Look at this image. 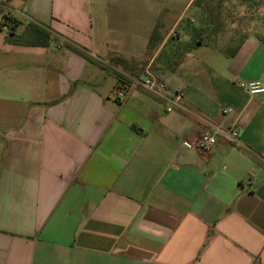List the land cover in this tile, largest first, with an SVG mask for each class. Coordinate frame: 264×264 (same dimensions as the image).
<instances>
[{
    "label": "crops",
    "instance_id": "0c3cea01",
    "mask_svg": "<svg viewBox=\"0 0 264 264\" xmlns=\"http://www.w3.org/2000/svg\"><path fill=\"white\" fill-rule=\"evenodd\" d=\"M193 2L0 0L16 34L50 33L42 47L0 30V264H264V92L238 86L264 88V42L175 51ZM114 56L182 106L118 83ZM210 124L238 141L200 154Z\"/></svg>",
    "mask_w": 264,
    "mask_h": 264
},
{
    "label": "rangeland",
    "instance_id": "374dc122",
    "mask_svg": "<svg viewBox=\"0 0 264 264\" xmlns=\"http://www.w3.org/2000/svg\"><path fill=\"white\" fill-rule=\"evenodd\" d=\"M210 3L214 20V33L205 45L221 46L226 52L233 50L243 39L254 37L264 41V0H204ZM204 7V5H202ZM202 8H194L188 20L184 21L182 31H176L170 40L183 45L190 40L191 27H200ZM27 25V24H26ZM176 45V46H177ZM175 46V47H176ZM117 70H122L117 67ZM205 76H213L208 72Z\"/></svg>",
    "mask_w": 264,
    "mask_h": 264
},
{
    "label": "trees",
    "instance_id": "16d2710c",
    "mask_svg": "<svg viewBox=\"0 0 264 264\" xmlns=\"http://www.w3.org/2000/svg\"><path fill=\"white\" fill-rule=\"evenodd\" d=\"M204 5V7H202ZM193 6L195 8H202V17L200 18V27H191L190 30V40L183 45H177L175 51L182 50L191 52L196 48L205 44V41L208 37L212 36L216 31L214 30V20L217 16L212 14L213 9L210 8L212 6L210 3H207L204 0H194ZM20 25L14 17L9 14L2 15V22L0 23V30L5 26L7 27V33L5 35L6 41L13 44H22L27 46H46L50 40V33L41 28L35 23L29 22L24 31L20 34H16L15 30ZM159 40V35L157 30L155 29L149 39L148 49L153 47V43H156ZM244 40V39H243ZM242 40V41H243ZM242 41L230 52L227 53L228 56H233L238 50ZM264 42V41H263ZM111 66L121 67L122 71L132 75L139 76L141 72V68L137 67V63L132 61H127L121 57L114 56L110 59ZM118 83H123L125 77L120 74L117 70L111 71Z\"/></svg>",
    "mask_w": 264,
    "mask_h": 264
},
{
    "label": "built area",
    "instance_id": "2783aa9c",
    "mask_svg": "<svg viewBox=\"0 0 264 264\" xmlns=\"http://www.w3.org/2000/svg\"><path fill=\"white\" fill-rule=\"evenodd\" d=\"M122 75L127 78L133 86L140 87L152 95L164 99L167 103L165 109L166 112H171L174 108H180L182 106L184 96L183 91H170L165 83L158 79L149 67L146 68L144 73L139 76H132L125 73H122ZM238 86L248 95H257L264 92V88L259 81L239 82ZM230 112V108L222 109L223 114ZM220 137H223L233 143L237 142L238 132L236 127L210 124L200 134L195 144V148L200 154H207L212 150Z\"/></svg>",
    "mask_w": 264,
    "mask_h": 264
}]
</instances>
